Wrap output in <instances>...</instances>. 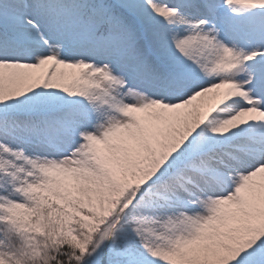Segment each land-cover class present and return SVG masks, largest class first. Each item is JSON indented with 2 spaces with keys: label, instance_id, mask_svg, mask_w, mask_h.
Here are the masks:
<instances>
[{
  "label": "snow or ice",
  "instance_id": "obj_1",
  "mask_svg": "<svg viewBox=\"0 0 264 264\" xmlns=\"http://www.w3.org/2000/svg\"><path fill=\"white\" fill-rule=\"evenodd\" d=\"M0 264H264V0H0Z\"/></svg>",
  "mask_w": 264,
  "mask_h": 264
}]
</instances>
